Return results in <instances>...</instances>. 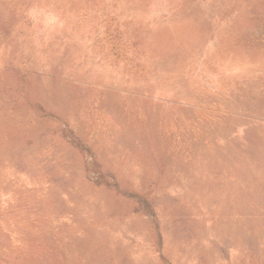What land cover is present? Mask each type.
<instances>
[{
    "label": "rangeland",
    "instance_id": "obj_1",
    "mask_svg": "<svg viewBox=\"0 0 264 264\" xmlns=\"http://www.w3.org/2000/svg\"><path fill=\"white\" fill-rule=\"evenodd\" d=\"M0 264H264V0H0Z\"/></svg>",
    "mask_w": 264,
    "mask_h": 264
}]
</instances>
